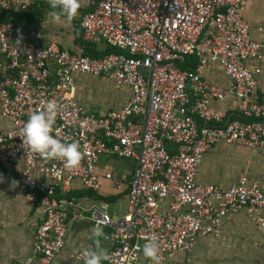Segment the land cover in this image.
Segmentation results:
<instances>
[{
    "label": "built area",
    "instance_id": "1",
    "mask_svg": "<svg viewBox=\"0 0 264 264\" xmlns=\"http://www.w3.org/2000/svg\"><path fill=\"white\" fill-rule=\"evenodd\" d=\"M247 1L86 0L73 25L85 43L115 51L98 58L43 43L26 21H0V114L10 124L0 132V178L13 175L26 201L41 210L32 254L16 264H52L71 218L83 213L110 242L101 264H137L149 240L158 244L160 264L177 254L186 258L176 264H190L196 239L218 237L222 220L240 210L261 234L264 252L258 183L241 176L220 188L196 180L203 155L217 143L264 151V103L256 97L264 49L242 18ZM36 2L0 0V16L26 13ZM188 58L193 68H184ZM212 64L228 78L227 90L203 79ZM75 74L128 88L130 98L119 109L88 113L76 98ZM227 97L239 102L240 119L223 121L210 107ZM48 101L58 110L52 135L80 146L74 168L41 158L20 138L29 116ZM108 159L132 165L107 171ZM101 181L114 195L126 192L121 216L112 215L110 203L84 206L75 194L98 193ZM82 258L69 256L71 264Z\"/></svg>",
    "mask_w": 264,
    "mask_h": 264
},
{
    "label": "crops",
    "instance_id": "2",
    "mask_svg": "<svg viewBox=\"0 0 264 264\" xmlns=\"http://www.w3.org/2000/svg\"><path fill=\"white\" fill-rule=\"evenodd\" d=\"M46 1L49 0H37V2ZM85 4L86 0L79 3L78 9L85 11L87 9ZM50 12L49 9L44 10L43 19L38 22H26V25H31L39 31L43 43L55 42L71 53H83L84 50L75 41L76 28L78 27L73 25V20L62 19L59 23H52ZM242 18L249 26L251 38L260 43L264 49V0H248ZM18 21L22 22V20ZM104 47V45L96 46V50L103 51ZM194 64L195 60L189 58L184 64V68H193ZM254 64L247 63L251 67L255 66ZM257 65L260 66L261 73L257 77L256 97L259 103H264V57ZM203 79L209 84H217L222 90H227L229 87L228 78L224 75L221 67L216 64L210 65L203 72ZM73 81L76 83V98L84 108L86 107V110H91L93 105L97 107V104H103L101 99L103 95L98 91L97 98L96 94L93 97L85 96L90 92L82 93L78 83L90 81L100 88L111 89L116 93L114 106L104 105L101 110L93 113H105L119 109L130 98L128 88L115 89L110 81L102 77L75 74ZM210 107L223 116V121L232 120V118H234L233 120L240 119L239 102L236 99L227 97L222 101L212 100ZM9 127L8 121L0 114V132L7 131ZM121 165L124 166V162ZM241 176H246L248 180L257 182L264 191V151L248 149L236 142L232 144L217 143L203 155L196 180L202 184L226 188ZM101 182V190L98 193L77 190L75 194L83 197L84 206L95 205L105 201L104 198L108 197L109 201L105 202L110 203L112 215L121 216L126 208V192L114 195L110 185L105 181ZM115 197L119 200L117 198L114 200ZM119 202H123L124 205L117 211ZM40 218V208L30 205L26 201L24 195L19 191L13 175L0 178V264L20 263L31 256L34 229L39 224ZM86 218V213L71 218L65 247L52 264H71L69 256L72 254L83 257L82 260H74L72 263L84 264V252L95 251L97 247L106 254L109 252L110 242L103 238L106 231L100 230L102 235L99 237L97 246L98 238L93 232L95 228ZM261 241V234L248 219L246 211L240 210L222 220L221 232L218 237H198L191 256L187 258H189L190 264H264V252L257 245ZM185 258L186 256L177 254L169 264L179 263ZM137 264H151V261L141 255Z\"/></svg>",
    "mask_w": 264,
    "mask_h": 264
},
{
    "label": "clouds",
    "instance_id": "3",
    "mask_svg": "<svg viewBox=\"0 0 264 264\" xmlns=\"http://www.w3.org/2000/svg\"><path fill=\"white\" fill-rule=\"evenodd\" d=\"M51 12L49 14L52 23H59L62 19L71 20L79 8V0H49ZM57 104L53 101L46 102L42 108L33 112L20 130V138L23 144L44 159L60 160L66 168H74L81 159L80 146L77 142H61L53 135V126L57 118ZM99 245V237L102 232L93 229ZM158 244L149 240L143 245L144 257L151 264H160ZM84 264H101L107 259V254L97 247L95 251L84 252Z\"/></svg>",
    "mask_w": 264,
    "mask_h": 264
},
{
    "label": "trees",
    "instance_id": "4",
    "mask_svg": "<svg viewBox=\"0 0 264 264\" xmlns=\"http://www.w3.org/2000/svg\"><path fill=\"white\" fill-rule=\"evenodd\" d=\"M50 9L49 7V1L46 2H36L28 12L26 13H20V14H1L0 16V21H13L15 20H23L26 22H38L41 19H43L44 15V10ZM75 41L77 45L84 50L83 54L86 56H90L93 58H98V57H103L106 56L110 52H115L114 49H110L108 47H104L103 51H98L96 50V46L93 44L85 43L82 40V31L79 28H76V33H75ZM234 118H232L233 120ZM105 201H109V198H104Z\"/></svg>",
    "mask_w": 264,
    "mask_h": 264
},
{
    "label": "rangeland",
    "instance_id": "5",
    "mask_svg": "<svg viewBox=\"0 0 264 264\" xmlns=\"http://www.w3.org/2000/svg\"><path fill=\"white\" fill-rule=\"evenodd\" d=\"M82 1L84 0H79V3H81ZM189 59V58H188ZM75 83V82H74ZM78 86L80 87V91H82V93H85L86 91L87 92H90V93H87L85 94V96L88 95V97H93L95 96L96 94V98L98 95V91L102 93L103 96H101V99L103 101V104H97L98 106L96 107L95 105H93V108H91V110H87L88 113H93L95 111H99L101 110L102 107H104V105H107V106H114L115 105V97H116V93L112 92L111 89H104V88H100L97 86V84H94L90 81H84L82 83H78ZM75 87H76V83H75ZM112 88V87H111ZM113 89V88H112ZM113 98V99H112ZM104 99V100H103ZM86 109V107H85ZM124 162V166H122L121 164H123ZM103 165H107L106 166V170L107 171H112L113 169H117V170H129L132 163L130 161H127L125 159H108V160H104ZM128 167V168H127ZM102 188H103V184H102ZM117 197L114 198V200H116ZM119 200V198H117ZM121 200V198H120ZM120 205H118V210L119 209H122L124 203L123 202H119ZM118 203V204H119ZM103 238H104V235H103ZM105 240V239H104Z\"/></svg>",
    "mask_w": 264,
    "mask_h": 264
}]
</instances>
